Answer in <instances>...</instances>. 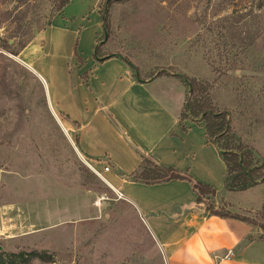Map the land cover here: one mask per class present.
<instances>
[{
  "label": "rangeland",
  "instance_id": "obj_1",
  "mask_svg": "<svg viewBox=\"0 0 264 264\" xmlns=\"http://www.w3.org/2000/svg\"><path fill=\"white\" fill-rule=\"evenodd\" d=\"M109 2V9L106 2L101 7L109 29L101 54L124 57L144 79L159 73L196 79L216 109L228 113L229 142L244 153V172L253 179L244 184L240 169L228 163L234 207L216 204L210 194L202 195L204 205L255 220L264 237V0ZM56 5L0 0V264H157L135 214L83 164L45 102L43 83L24 61L28 45L58 14ZM85 7L90 11L89 3ZM73 13L83 11L72 5L65 12L69 19ZM92 14L81 17L92 22ZM249 20L255 39L244 51L240 40ZM230 26L241 38L225 52L221 43ZM98 35L103 41L102 30ZM87 192L95 198H85L80 213L87 214L78 218L77 205L65 211L53 197Z\"/></svg>",
  "mask_w": 264,
  "mask_h": 264
},
{
  "label": "crops",
  "instance_id": "obj_2",
  "mask_svg": "<svg viewBox=\"0 0 264 264\" xmlns=\"http://www.w3.org/2000/svg\"><path fill=\"white\" fill-rule=\"evenodd\" d=\"M76 1L52 18L36 44L28 45L24 61L43 83L45 102L83 164L100 174L111 198L131 208L151 240L157 264H264L260 229L210 215L190 182L147 185L132 179L147 158L210 186L216 204L234 207L221 151L208 141L202 123L180 119L187 91L180 76L164 73L138 80L130 62L116 53L98 62L95 49L105 44L98 35L104 33L100 11L107 0ZM86 3L90 11H84ZM72 5L83 11L73 13L81 19L66 17ZM91 14L92 22L85 20ZM53 197L65 211L74 209L66 205H77V218L87 214L80 213L85 198H95L89 192ZM36 200L20 204L19 210ZM229 250L233 255L224 260Z\"/></svg>",
  "mask_w": 264,
  "mask_h": 264
},
{
  "label": "trees",
  "instance_id": "obj_3",
  "mask_svg": "<svg viewBox=\"0 0 264 264\" xmlns=\"http://www.w3.org/2000/svg\"><path fill=\"white\" fill-rule=\"evenodd\" d=\"M71 0H57L56 10L57 13L61 12L63 8L70 2ZM107 8L111 5L109 0L106 1ZM109 9V8H108ZM107 11V10H106ZM106 11L101 10L100 15L102 19V25L104 29L103 39H108L109 29L105 24V14ZM230 18V17H229ZM253 20V19H252ZM228 21V19L226 20ZM252 21L249 20V23L243 24V38L240 40V34L234 36V32L231 26L226 29L227 36H223L222 46L225 52L231 51L235 45L236 40H240L242 43V47L244 51H247L251 48V45L254 42V30L253 25L251 24ZM224 29V28H223ZM237 37V38H235ZM28 42V41H27ZM22 49H24L27 45L26 42L22 43ZM105 45V44H104ZM103 44H99L96 49V56L98 57V62L104 61L106 58L100 53V50L104 46ZM111 55V54H110ZM128 61V60H127ZM129 62V61H128ZM130 64V63H129ZM131 65V64H130ZM136 71V70H135ZM164 73H159L158 75H162ZM182 82L185 84L187 91H186V98L184 102V111L182 112L180 119L186 120L191 119L197 123H202L205 135L208 138V141L214 144L220 151L223 152L222 159L226 166V179H225V187L227 190V182H228V175L230 173V168L228 167V163H233V165L240 169L241 177L245 180V183H251L253 176L251 172L247 173L244 172V167H246L244 153L241 151L239 147L233 146L229 142V132H230V125L228 120V113L225 110L219 111L216 109V106L213 104L211 99V95L209 91L196 79H190L186 76L180 77ZM132 179L136 182H140L147 185L164 183L172 180H186L192 184V188L197 195V202L203 203L204 199L202 197L203 194H210L212 197L215 196V190L210 186L202 184L200 182L194 181L190 176L187 174H181L174 169L166 168L160 166L153 162L150 159L142 158V164L140 165L139 169L134 173ZM246 188L243 186L241 190H245ZM206 212L210 215L223 218V219H230L235 220L238 222H243L250 224L252 226H257L255 220L250 219L245 216H241L239 214H231L225 213L221 211H211L209 207H205ZM36 255V254H32ZM21 258L26 257L25 254H20ZM31 254L28 256L30 257ZM38 257V256H36Z\"/></svg>",
  "mask_w": 264,
  "mask_h": 264
},
{
  "label": "built area",
  "instance_id": "obj_4",
  "mask_svg": "<svg viewBox=\"0 0 264 264\" xmlns=\"http://www.w3.org/2000/svg\"><path fill=\"white\" fill-rule=\"evenodd\" d=\"M89 169H91V168H89ZM108 170H109V167L108 166H105V168H104V171L105 172H108ZM91 171L93 172V174L95 175V176H97V177H99L100 179H102V177L100 176V174L98 173V172H96V171H94V170H92L91 169ZM103 180V179H102ZM232 252L229 250L228 252H227V254L224 256V260H229L231 257H232Z\"/></svg>",
  "mask_w": 264,
  "mask_h": 264
},
{
  "label": "water",
  "instance_id": "obj_5",
  "mask_svg": "<svg viewBox=\"0 0 264 264\" xmlns=\"http://www.w3.org/2000/svg\"><path fill=\"white\" fill-rule=\"evenodd\" d=\"M39 36H37V38H38ZM106 41V38H104V40L102 41V43L103 42H105ZM135 76H136V78L139 80V75H138V73L136 72L135 73ZM221 154H223V152L221 151Z\"/></svg>",
  "mask_w": 264,
  "mask_h": 264
}]
</instances>
